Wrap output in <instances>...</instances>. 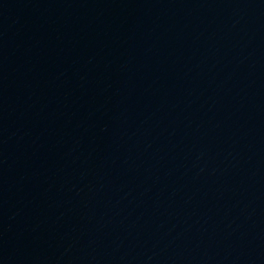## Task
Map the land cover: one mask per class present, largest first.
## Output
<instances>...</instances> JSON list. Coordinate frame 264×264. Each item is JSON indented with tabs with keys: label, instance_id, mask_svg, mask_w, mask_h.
Returning <instances> with one entry per match:
<instances>
[{
	"label": "water",
	"instance_id": "obj_1",
	"mask_svg": "<svg viewBox=\"0 0 264 264\" xmlns=\"http://www.w3.org/2000/svg\"><path fill=\"white\" fill-rule=\"evenodd\" d=\"M0 264H264V0H0Z\"/></svg>",
	"mask_w": 264,
	"mask_h": 264
}]
</instances>
